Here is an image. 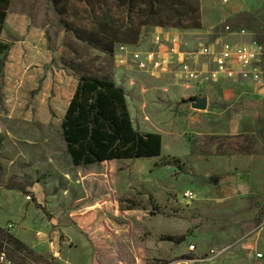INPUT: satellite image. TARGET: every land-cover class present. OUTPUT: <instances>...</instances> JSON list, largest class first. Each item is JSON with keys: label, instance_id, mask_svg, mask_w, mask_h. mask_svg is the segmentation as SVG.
I'll return each mask as SVG.
<instances>
[{"label": "rangeland", "instance_id": "1", "mask_svg": "<svg viewBox=\"0 0 264 264\" xmlns=\"http://www.w3.org/2000/svg\"><path fill=\"white\" fill-rule=\"evenodd\" d=\"M199 6V25L187 26L160 24L147 0H10L0 36L4 264H264V84L212 80L205 57L189 80L177 55L264 43V0ZM133 51L162 65L146 73ZM81 76L122 86L132 125L159 133L161 154L74 165L61 122ZM198 98L205 109L192 107Z\"/></svg>", "mask_w": 264, "mask_h": 264}, {"label": "trees", "instance_id": "2", "mask_svg": "<svg viewBox=\"0 0 264 264\" xmlns=\"http://www.w3.org/2000/svg\"><path fill=\"white\" fill-rule=\"evenodd\" d=\"M9 5L10 0H0V36ZM147 6L148 13L157 14L162 25H199V0H147ZM8 50L9 44L0 40V54ZM124 91L109 78H79L61 122L63 141L74 165L161 154L160 134L142 133L132 125Z\"/></svg>", "mask_w": 264, "mask_h": 264}, {"label": "built area", "instance_id": "3", "mask_svg": "<svg viewBox=\"0 0 264 264\" xmlns=\"http://www.w3.org/2000/svg\"><path fill=\"white\" fill-rule=\"evenodd\" d=\"M230 0H222L229 2ZM243 34V31H241ZM178 65L187 79L197 81L203 74L198 68L202 57L210 59L213 64L211 71L212 80L219 77L227 79L242 80L254 84H264V43L257 39L241 41L230 49H216L210 45H200L196 50L187 52H177ZM131 61L140 70L146 73H152L162 65V59L155 53H142L139 51L131 52ZM127 59L126 55L119 59L123 62ZM184 197L191 199L192 192L184 191ZM194 249L193 245L189 246ZM210 253H214L211 249ZM261 258L262 254H256ZM0 264H4V254L0 255Z\"/></svg>", "mask_w": 264, "mask_h": 264}, {"label": "crops", "instance_id": "4", "mask_svg": "<svg viewBox=\"0 0 264 264\" xmlns=\"http://www.w3.org/2000/svg\"><path fill=\"white\" fill-rule=\"evenodd\" d=\"M252 84H253V87H255V84L254 83H252ZM244 176H245L244 174H239V173L236 176V180H237L236 189L238 190V193H245L248 191V188H247L248 183H247L246 178ZM240 190H246V191L242 192Z\"/></svg>", "mask_w": 264, "mask_h": 264}, {"label": "water", "instance_id": "5", "mask_svg": "<svg viewBox=\"0 0 264 264\" xmlns=\"http://www.w3.org/2000/svg\"><path fill=\"white\" fill-rule=\"evenodd\" d=\"M206 106H207V100L206 99L198 98L192 102V107L196 108V109L203 110L206 108Z\"/></svg>", "mask_w": 264, "mask_h": 264}]
</instances>
